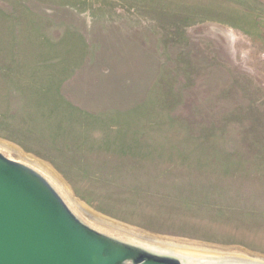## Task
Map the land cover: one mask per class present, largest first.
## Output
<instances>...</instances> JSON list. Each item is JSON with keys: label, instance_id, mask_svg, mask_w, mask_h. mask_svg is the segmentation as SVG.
Masks as SVG:
<instances>
[{"label": "rangeland", "instance_id": "1", "mask_svg": "<svg viewBox=\"0 0 264 264\" xmlns=\"http://www.w3.org/2000/svg\"><path fill=\"white\" fill-rule=\"evenodd\" d=\"M0 139L105 217L264 256V0H0Z\"/></svg>", "mask_w": 264, "mask_h": 264}, {"label": "water", "instance_id": "2", "mask_svg": "<svg viewBox=\"0 0 264 264\" xmlns=\"http://www.w3.org/2000/svg\"><path fill=\"white\" fill-rule=\"evenodd\" d=\"M144 240L87 219L42 172L0 149V264H264Z\"/></svg>", "mask_w": 264, "mask_h": 264}, {"label": "bare ground", "instance_id": "3", "mask_svg": "<svg viewBox=\"0 0 264 264\" xmlns=\"http://www.w3.org/2000/svg\"><path fill=\"white\" fill-rule=\"evenodd\" d=\"M0 149L5 151L11 157L15 159H19L23 162H26L40 172H42L56 187L57 189L64 195V197L68 200V202L82 215H84L87 219L97 222L99 224L114 228L116 230L127 233L129 236H132L139 240H146L147 242L152 243L153 241L166 243L170 245H177L184 249L182 252H179L184 255H193V256H201V257H219L222 253L237 255L241 257H259L264 258V256L260 254H254L248 252L244 249L232 246H220L213 245L202 242L188 241L183 239H178L169 236L158 235L155 233L147 232L144 230H140L134 227L129 226L128 224H123L121 222L115 221L109 217H105L98 212H94L89 209L88 206H85L82 202L76 199L71 193L68 185L65 181L53 170V168L44 162L43 160L25 153L19 146H16L8 141H4L0 139ZM144 240V241H145Z\"/></svg>", "mask_w": 264, "mask_h": 264}]
</instances>
